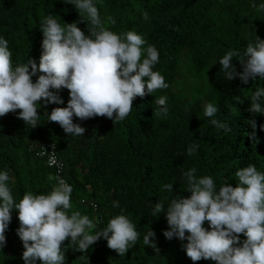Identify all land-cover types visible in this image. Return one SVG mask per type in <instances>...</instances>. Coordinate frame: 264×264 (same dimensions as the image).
Returning <instances> with one entry per match:
<instances>
[{
	"label": "trees",
	"instance_id": "trees-1",
	"mask_svg": "<svg viewBox=\"0 0 264 264\" xmlns=\"http://www.w3.org/2000/svg\"><path fill=\"white\" fill-rule=\"evenodd\" d=\"M251 2L95 0L101 16L116 18L111 30L118 34L133 30L147 45L157 48L160 59L153 70L165 77L169 88L136 97L130 114L114 124L106 117L84 121L73 117L75 124L86 129L84 136L66 134L58 123L47 121L46 112L67 107V89L58 92L63 104H49L38 111L39 126L34 129L17 119L20 110L0 117V171L10 170L17 202L28 191L48 194L57 179L63 178L73 187L71 211L94 219L93 232L103 230L120 214L137 225L141 235L125 256L109 249L101 238L86 253L88 264H194L183 248L186 240L164 237L168 230L165 215L152 217L153 205L160 200L167 206L172 195L189 197L183 173L193 167L197 176H212L217 188L226 182L236 187L235 172L249 164L264 173V131L260 130L264 116L249 111L250 97L257 87H264V80L257 78L248 84L239 78L227 81L218 63L228 50L243 51L255 35L264 39V12L252 9ZM261 2L264 0H256ZM145 11L147 21L142 18ZM48 14L56 15L61 24L81 19L67 0H0V37L9 41L14 65L29 58L39 64L43 51L40 28ZM87 23H78L86 35ZM233 65L243 71L237 60ZM160 95L168 97L166 117L155 115L158 106L154 99ZM209 102L220 109L216 119L228 123L232 132L215 128L204 116ZM252 120L257 123L255 140ZM196 143L199 148L188 156V147ZM43 146L47 155H56L59 165L49 166L48 156L40 154ZM169 183L173 193L163 188ZM116 201L119 207H113ZM11 217L0 264H24V248L16 234L18 213L13 210ZM203 226L209 228L208 222ZM150 230L156 233L159 254L143 243ZM68 243L62 244V250ZM65 251V264H87L86 258H79L82 253L71 246ZM195 264L216 262L202 259Z\"/></svg>",
	"mask_w": 264,
	"mask_h": 264
},
{
	"label": "clouds",
	"instance_id": "clouds-1",
	"mask_svg": "<svg viewBox=\"0 0 264 264\" xmlns=\"http://www.w3.org/2000/svg\"><path fill=\"white\" fill-rule=\"evenodd\" d=\"M67 4L77 10L79 22L88 21V34L81 30L79 22L61 24L56 15L48 14L40 28L43 51L38 65L30 58L14 65L9 41L0 37V117L20 110L17 119L34 129L39 126L38 111L49 104H63L58 92L67 89V107L46 112L47 121L58 123L66 134L84 136L86 129L75 124L73 117L81 121L106 117L113 124L123 121L132 111L136 97L153 96L157 90L168 89L169 84L159 71L153 70L160 59L159 51L154 45H147L141 34L111 30L117 24L116 18L101 16L95 0H67ZM250 7L264 12V2L257 4L252 0ZM142 18L148 20L147 11ZM234 59L242 72L233 65ZM218 63L227 81L239 78L248 84L257 78L264 80V39L255 35L254 42L243 51L228 50ZM37 73L40 75L33 82ZM250 100L249 111L264 116V87H257ZM167 101L165 95L155 97V115H168ZM219 111L215 103L209 102L203 114L215 128L232 132L228 123L216 119ZM249 123L255 140L257 123ZM260 130L264 131V125H260ZM198 148V143L189 146L187 155ZM44 152L43 148L40 154ZM196 173L195 167L183 173L189 197L172 195L167 206L160 200L152 204V217L165 215L168 230L163 232L164 237L169 241L186 240L183 248L194 264L202 259L216 264H264V173L249 164L235 172L236 187L226 182L219 188L212 176ZM12 179L10 170L0 171V251L6 246L5 233L15 210L24 264H65V249L69 246L82 253L79 258H86L88 264L86 253L101 238L109 249L125 256L141 235L137 225L124 214L114 216L103 230L93 232L97 226L94 219L71 211L73 187L63 178L57 179L48 194L28 191L19 202L10 186ZM163 188L173 193V184ZM113 207H119V202H114ZM206 221L209 228L203 226ZM66 240L69 243L62 250ZM143 243L159 254L154 231L143 236Z\"/></svg>",
	"mask_w": 264,
	"mask_h": 264
},
{
	"label": "built area",
	"instance_id": "built-area-1",
	"mask_svg": "<svg viewBox=\"0 0 264 264\" xmlns=\"http://www.w3.org/2000/svg\"><path fill=\"white\" fill-rule=\"evenodd\" d=\"M43 148L46 151L45 146H43ZM49 149H50V147H49ZM42 152H43V150H42ZM42 155L43 156H48V164H49V166H57V165H59V161L56 159V155H53L52 153L47 155L46 152H44V154H42Z\"/></svg>",
	"mask_w": 264,
	"mask_h": 264
}]
</instances>
